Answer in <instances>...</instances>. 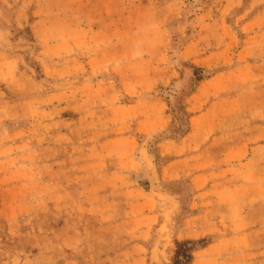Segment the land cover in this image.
I'll use <instances>...</instances> for the list:
<instances>
[{
	"label": "rangeland",
	"instance_id": "1",
	"mask_svg": "<svg viewBox=\"0 0 264 264\" xmlns=\"http://www.w3.org/2000/svg\"><path fill=\"white\" fill-rule=\"evenodd\" d=\"M83 1L97 6H74ZM119 1L0 0V264H171L177 244L186 242L193 255L221 235L176 241L171 256L157 236L149 247L137 245L139 234L122 240L107 225L77 236L85 240L78 257L65 245L73 238L64 225L74 222L93 186L84 166L93 146L123 130L145 144L159 171L174 157L166 150L182 142L191 116L204 108L203 98L196 97L204 81L239 62L246 34L264 33V0H145L149 21L140 19L141 0H130L127 19ZM82 9L83 23L70 21ZM116 10L119 21L112 24L95 16ZM73 41L82 53L71 52L63 62L61 52ZM223 45L229 56L220 50L210 58ZM67 61L95 64L100 70L88 77L96 79L120 80L116 74L127 72L138 93L123 96L103 83L98 100L76 81L68 87L61 70ZM109 63L121 69H105ZM146 70L155 77L150 86L142 82ZM60 91L64 101L53 98ZM188 184H166L180 198L176 225L188 216Z\"/></svg>",
	"mask_w": 264,
	"mask_h": 264
},
{
	"label": "crops",
	"instance_id": "2",
	"mask_svg": "<svg viewBox=\"0 0 264 264\" xmlns=\"http://www.w3.org/2000/svg\"><path fill=\"white\" fill-rule=\"evenodd\" d=\"M83 2L74 6L89 5L93 9L97 6ZM144 2L141 0L136 5L141 3V21H149V15H144ZM133 6L130 0H120L117 8H127L121 11L122 17L127 19L131 18L128 16ZM85 15L83 10L70 21L80 25ZM96 15L103 24H112L118 20L119 10L114 15L113 12H96ZM79 28L81 33L85 30V27ZM114 34L112 31L111 35ZM263 39L261 32L246 34L247 45L239 51V62L229 63L227 68L204 81L201 94L196 97L203 98L205 106L191 116V129L182 142L166 150L174 157L159 171L145 144L134 142L123 130L115 131V136L93 146V155L84 165L85 176L93 186L86 190L87 201L83 207L80 205L74 222L64 225L73 238L65 245L73 248L75 256L83 254L85 240L77 238L83 230L107 225L113 227L115 236L122 240L139 234L136 236L142 238L137 245L149 247L151 238L157 236L169 256L173 254L176 241L197 240L219 232V238L193 252L189 264H255L264 260ZM81 47L78 41L71 42L69 48L62 50L60 60H70L71 52L82 53ZM220 50L228 56L231 51L223 45L211 50L210 58ZM63 62L62 78L68 87L76 81L79 88L87 86L91 94L99 95L98 100L103 93V83L116 87L125 93L123 96L138 93L131 89L136 84L127 72L116 74L120 80L96 79L88 77L92 71L100 70L95 64L86 67ZM51 68L56 70L57 65ZM119 68L114 64L105 69L118 72ZM149 72L146 70L141 77L145 86H150L155 78ZM205 87L209 88L208 93ZM55 94L59 95L53 98L64 101L61 98L64 91ZM182 180L189 183L193 193L188 216L176 225L174 219L181 210L180 198L179 194L168 190L166 184ZM50 245L53 247L51 242Z\"/></svg>",
	"mask_w": 264,
	"mask_h": 264
},
{
	"label": "trees",
	"instance_id": "3",
	"mask_svg": "<svg viewBox=\"0 0 264 264\" xmlns=\"http://www.w3.org/2000/svg\"><path fill=\"white\" fill-rule=\"evenodd\" d=\"M201 78L199 77L198 80H200ZM178 183H183V182H187V181H175ZM189 185V184H188ZM190 186V185H189ZM178 193V192H177ZM186 242H184L183 244H177L175 247V251L174 254L172 256V261L171 264H189L192 259H193V255L192 252L190 253V248H188L186 246Z\"/></svg>",
	"mask_w": 264,
	"mask_h": 264
}]
</instances>
